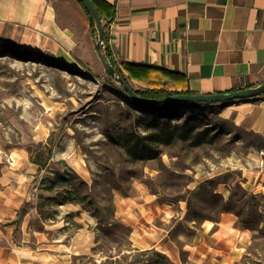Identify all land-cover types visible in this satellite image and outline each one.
<instances>
[{"label": "rangeland", "instance_id": "374dc122", "mask_svg": "<svg viewBox=\"0 0 264 264\" xmlns=\"http://www.w3.org/2000/svg\"><path fill=\"white\" fill-rule=\"evenodd\" d=\"M95 56L82 68H69L0 53V150L21 146L30 157L39 143L47 146L48 138L54 140L51 159L29 185L24 205L29 226L56 234L67 221L64 228L71 232L80 226L73 218L89 215L95 221L94 255L74 256L76 264H136L139 259L146 264L155 258L133 250L130 232L109 226L117 220L115 201L139 187L176 217L171 237L180 248V262L156 259L157 264H264V139L237 126L224 111L227 103H184L179 107H188L187 114L208 126L215 141L200 146L181 140L157 144V158L132 160L118 140L124 132H146V110L126 100L115 79L113 85L104 81L108 74ZM128 83L142 86L134 80ZM184 116L181 112L170 120L179 122ZM70 191L89 192L91 207L97 208L70 201ZM215 193L219 197L213 198ZM62 200L80 210H67ZM225 203L230 209L225 212L236 217L235 226L247 227L249 233L241 256L226 263L212 257L189 260L185 243L202 221L218 219ZM90 210L107 221V231L97 228Z\"/></svg>", "mask_w": 264, "mask_h": 264}, {"label": "crops", "instance_id": "0c3cea01", "mask_svg": "<svg viewBox=\"0 0 264 264\" xmlns=\"http://www.w3.org/2000/svg\"><path fill=\"white\" fill-rule=\"evenodd\" d=\"M103 1L115 9L104 34L119 68L134 63L175 72L193 93L232 91L264 81V0ZM0 36L60 67L82 68L94 52L99 59L76 0H0ZM224 111L237 126L264 139V94L230 103ZM37 171L25 147L0 150V264H76L74 256L94 255L95 221L89 215L73 218L80 226L71 232L64 228L67 221L56 234L29 226L24 205ZM134 191L115 201L114 212L130 227L133 248L153 249L180 262V248L171 237L174 211L145 188ZM63 206L80 210L73 203ZM235 221L231 212L202 221L185 243L189 260L239 258L249 233Z\"/></svg>", "mask_w": 264, "mask_h": 264}, {"label": "trees", "instance_id": "16d2710c", "mask_svg": "<svg viewBox=\"0 0 264 264\" xmlns=\"http://www.w3.org/2000/svg\"><path fill=\"white\" fill-rule=\"evenodd\" d=\"M96 9L98 10L103 29L106 28L107 24L114 19V5H111L103 0H91ZM81 11L86 15L90 28L96 38V31L94 29V24L89 11L86 9L82 0H76ZM103 52L104 56L108 61H111L110 50L107 43V38L105 36ZM0 53L8 54L10 56L25 59V58H38L30 50L24 48L21 45L12 43L5 38L0 36ZM56 64L58 63H52ZM121 76L126 82L128 80H134L140 83L141 88H133L134 91L146 98H159L164 96H170L174 94H194L191 92L184 80L175 72L168 71L163 68H158L152 65H141L134 63H122L120 66ZM104 81L110 85L114 84V80L109 75H104ZM129 84V83H128ZM122 90L121 86H117ZM264 94V93H263ZM262 94V95H263ZM184 103L180 102H167L157 105H140V108L146 110L147 116V130L145 133L140 134L137 132H124L118 143L122 146L124 152L132 160H148L157 158L160 154L159 150L155 147L157 144L168 145L175 140L186 141L190 146H200L202 144H212L215 139V133H211L208 126H201L200 122L196 121L194 114H187L189 110L188 107H179ZM185 112V116L179 122H173L170 118L178 116L179 113ZM49 142L47 146L39 143L38 148L31 153L30 160L38 166V170H42L48 164L52 156V149L54 145V140L48 138ZM62 180H64L63 177ZM84 183V181H83ZM86 184V183H85ZM69 200L72 202H79L82 204L83 208L88 206L91 210H95V207H91L93 200L90 197L89 192L84 193L83 191H70ZM213 198L219 197L217 193L212 194ZM65 201H60L63 204ZM97 219L98 229L105 230V225L107 221H104L95 211H91ZM228 206L226 203L220 209V212L228 211ZM111 224L109 226L115 225L122 229L125 233L130 232V227L126 226L119 221H109ZM108 222V223H109ZM247 228V227H246ZM107 231V228H106ZM134 250V248H133ZM136 250V249H135ZM141 254H145L155 258V260L148 261L146 264H157L159 261L156 259L168 260L164 254L156 250H143L140 251ZM144 260L139 259L136 264H141ZM101 264V263H100ZM131 264V263H130Z\"/></svg>", "mask_w": 264, "mask_h": 264}, {"label": "water", "instance_id": "95a60500", "mask_svg": "<svg viewBox=\"0 0 264 264\" xmlns=\"http://www.w3.org/2000/svg\"><path fill=\"white\" fill-rule=\"evenodd\" d=\"M86 9L92 17L94 29L96 31L95 50L97 56L103 66L104 71L121 85L123 97L130 103L135 105H157L167 102L180 103H233L235 101L248 100L264 93V81L250 87L237 89L232 91L216 92V93H194V94H174L159 98H146L138 95L134 89L121 76V71L114 61H108L104 56L103 48L105 44V34L101 23L98 10L91 0H82ZM92 78V77H91ZM183 114V112H182Z\"/></svg>", "mask_w": 264, "mask_h": 264}, {"label": "bare ground", "instance_id": "6f19581e", "mask_svg": "<svg viewBox=\"0 0 264 264\" xmlns=\"http://www.w3.org/2000/svg\"><path fill=\"white\" fill-rule=\"evenodd\" d=\"M131 102V101H130Z\"/></svg>", "mask_w": 264, "mask_h": 264}]
</instances>
